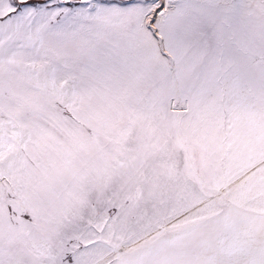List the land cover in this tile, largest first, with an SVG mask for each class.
<instances>
[{"label": "snow or ice", "instance_id": "obj_1", "mask_svg": "<svg viewBox=\"0 0 264 264\" xmlns=\"http://www.w3.org/2000/svg\"><path fill=\"white\" fill-rule=\"evenodd\" d=\"M0 264H264V0H0Z\"/></svg>", "mask_w": 264, "mask_h": 264}]
</instances>
